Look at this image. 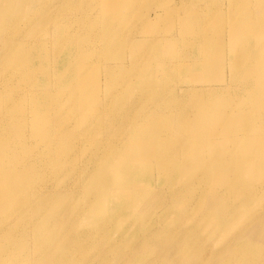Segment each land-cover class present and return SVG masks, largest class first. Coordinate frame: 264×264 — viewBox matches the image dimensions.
<instances>
[{
	"label": "bare ground",
	"instance_id": "1",
	"mask_svg": "<svg viewBox=\"0 0 264 264\" xmlns=\"http://www.w3.org/2000/svg\"><path fill=\"white\" fill-rule=\"evenodd\" d=\"M141 1L59 0L60 7L49 11L45 0H0V264H65L71 251L77 256L86 248L97 251L104 244L116 251L127 250L117 262L114 256L107 257L115 264H128L130 260L134 261L131 264H167L170 249L161 235L168 240L172 230L183 235L186 231L174 225L178 220L186 221L179 218L177 210L207 208L208 217L195 218L187 226L202 223L215 228L224 219L235 222L240 218L237 222L242 223L247 219V210L255 207L242 200L246 197H222H234L252 182L259 186L257 189L264 185V62L251 73L245 70L247 58L264 56V47L258 52L253 46L233 45L228 63H245L236 76L220 80L221 74L216 75L221 83L215 89L205 81L196 84L197 79L207 78L201 70L207 62L208 70L215 68L219 73L226 64L219 50L215 53L208 48L210 38L202 35L187 44L188 50H171L155 79L157 66L149 61L159 54L158 47L167 34H146L126 45L108 40L111 29L127 23L126 14L134 12ZM91 3H96V14H102L105 20L96 22L91 13L93 23L90 22ZM246 3L254 5L255 1H232L231 16L242 19L236 27L238 33L232 36L245 33L241 31L247 30L246 20L249 28L263 20L260 12L243 14ZM42 10L38 20L35 12ZM57 22L60 24L54 25ZM193 28L198 32L200 25ZM129 48L133 49L131 55L127 53ZM102 55L105 58L97 63ZM173 57L178 58L172 61ZM145 59L151 65V77L136 72V63ZM177 64L181 72L174 74L171 69ZM237 80L244 84L243 89ZM179 81L186 82L182 88L177 87ZM102 84V95L91 91ZM229 89L235 91L227 99L229 105L214 110L207 107L200 119L205 123L215 112L214 121H209V132L187 128L188 123H193L188 115L191 107L182 98L196 92L194 100L198 103L215 100ZM245 93L251 94L256 105L249 104L247 98L245 111L235 114L233 104ZM206 113L211 114L208 119ZM231 115L239 127L229 124ZM217 120L224 121V126L218 127ZM245 120L258 121L261 126L255 132L253 147L247 148L253 152L245 155L242 145L238 150L233 147L222 162L233 171L218 165L208 170L196 158L184 162L185 166L175 173H155L149 165L160 166L176 159L179 148L169 150L184 140L203 147L221 130L237 143L241 138L237 131ZM244 155L251 160L244 162ZM247 162L259 169L247 170ZM167 165L177 168L172 163ZM237 168L241 170H234ZM224 175L232 185L222 189L213 186L205 195L188 191L191 182L205 185ZM74 178L77 184H65V180ZM54 185L59 189L55 190ZM63 199L64 209H56L69 218L62 219L63 229L57 230L56 216L48 217L47 210ZM260 199L264 204L262 196ZM156 211L165 226L158 223L157 229L142 230L141 221ZM256 220H250L248 227L247 223L231 226L221 235L214 264L223 260V254L233 244L235 262L247 264L249 251L247 247L240 248L239 238L247 233L263 238L264 227L256 225ZM168 224L173 225L172 229ZM44 245L50 251H35L34 246ZM141 249L139 256L133 255ZM147 252L151 257L144 260ZM88 258L92 259V255ZM75 261L84 263L82 258ZM260 264H264V256Z\"/></svg>",
	"mask_w": 264,
	"mask_h": 264
},
{
	"label": "rangeland",
	"instance_id": "2",
	"mask_svg": "<svg viewBox=\"0 0 264 264\" xmlns=\"http://www.w3.org/2000/svg\"><path fill=\"white\" fill-rule=\"evenodd\" d=\"M121 1L122 0H120V2ZM232 1L233 0H142L137 5V8H135L134 12H129V14H126V19L128 20L127 23H124L118 26L117 28L111 29V32L108 35V40L110 43L119 42L121 44L126 45L131 40L138 39L146 34L147 35L155 34L158 35L159 37L162 36L163 34L164 35L167 34L168 36H166V38L165 37L162 38L164 43H162L161 46L158 47V49H160L161 51L153 60L149 61L154 66H157L153 74L155 79H157L156 71L159 68V66L162 65V63L167 60V57L171 55L170 54L171 50H175V49L180 50L181 48L182 49L184 48L183 50H188L189 46H187V44L189 42L194 43L197 38L201 37L202 35H206L207 37L210 38L209 39L210 45H208L210 51L217 53V51L219 50V56L221 57V61H225L226 64L225 66H223V68H221L222 73H219L218 69L215 68H209L208 70V62H207L202 67V69L200 68L201 70L207 72V74L205 75L202 71L203 77L207 76V78L204 80L201 78L195 80L197 81L196 84L198 83L202 84L201 82L205 81L206 82L205 84L207 86H213L212 88L216 89V87H219V84L221 83L220 80L226 77H231L232 75L236 76L237 73L240 70H242V66L245 63L244 61H242L238 64H232V66H230V64L228 63V58L230 55V49L234 47L233 45H242L243 47L246 48L247 45L248 47L253 46V49L258 52L262 51L264 47V15L262 14V11L264 9V0H254L255 1L254 5H247L246 3V6L243 10V14L247 12L258 14V12H260L263 20L262 22L257 23L255 26H252L250 28L246 20L245 24H247L248 26L247 30H242L241 32H245V33L240 34L238 36L236 35L232 36V35L238 33L239 29H237L236 27L242 23L240 21L242 19L240 17L239 18L236 17L234 14L231 16L230 9L232 7ZM45 2L47 3L46 8L49 7L48 8L49 11L60 7L58 4L59 0H45ZM95 5L96 3H91L92 8L89 14L91 23H93L92 22L93 17L91 16V13L95 14L96 22H100V19L105 20V17H103L102 14H96V10L94 7ZM44 10L35 12V15L37 14L39 15L38 20L41 18ZM52 12L60 13L62 11H52ZM101 12H103V9ZM156 12L158 13L156 14ZM141 19L143 20V22H141ZM91 23H88L87 25L95 27ZM142 23H146V25H143ZM56 24H60V22H57L54 25ZM196 24L200 25V30H198V32L193 28V25ZM203 24H206V26L202 30ZM183 25H185L189 31L183 28L182 27ZM131 48L128 49L127 52L128 54L132 52L133 49ZM125 55H126V49H125ZM104 58L105 57L102 55L98 58L96 62L100 63L103 61ZM177 58L178 57L176 58L173 57L172 61ZM149 62H147L145 59L142 60L140 63H136L137 64L136 72L141 76L151 77V65ZM263 62H264V56L257 55L256 57L253 58H249V59L247 58L245 70L247 71L248 69L251 73L257 69H260ZM230 63H232V61ZM189 65H190V61L187 62V66ZM171 71L174 74H179L181 72L180 65L177 64L173 66ZM198 72L199 69L194 71L195 74H197ZM219 74H221V76L218 78V79L221 78L220 80L216 79L217 78L216 75L219 76ZM246 80H244V82ZM185 83L186 82L184 81H179L177 82V87L182 88ZM237 84L239 85V88H242L241 86L244 85L239 80H237ZM103 90H104L103 84L101 86H97V87L93 86L91 88L92 92L97 93L99 95H102L101 93ZM261 92H262V96H264V92L263 91ZM234 93H235L234 89H229L226 92H224L218 99L200 100L201 102L199 103L198 100H194L196 92L195 93L193 92L192 93L193 95H191L189 98H182L184 104L186 106L191 107V109L188 110V115L192 117L191 120L193 123H188L187 128L193 126L196 127L197 129H200L201 130L200 133L209 132L208 130L210 125L209 121L210 122L214 121L215 112L210 118L209 116L211 114L206 113L207 119L208 118L209 119L207 122L202 123L200 119L204 118L205 109L207 107H210L214 110L215 107L223 108L228 106L229 104L227 99L230 96L232 97ZM250 95H247V93H245V95L242 94L239 95L240 97L242 96L243 99L237 102L236 104H233L234 105L233 110L235 114L242 113L245 111L246 109L245 105H247V98L249 99V104L256 103V101L253 100ZM186 101H188V103H185ZM101 110L103 111L104 108ZM231 116L232 117L229 121V124L231 123L232 127H237V126L239 127L238 122L235 121L234 119V115ZM172 117L173 118L175 117V113L173 114ZM178 118L179 117L175 119L173 125L177 122ZM216 123L218 127L224 126V121L217 120ZM242 123L243 124L240 126L239 130L237 131L239 136H241V138L237 143L235 142L232 143L231 140L228 139L225 130L224 131L221 130L219 131V133L216 134L214 139L205 141L202 144L203 147L194 145L189 140H184L179 146L174 145L171 147V150H169L171 152L173 150L174 151L178 150L179 148L180 155L176 159L166 161L162 163L160 166H158V164H152V163H149V165L155 170V173L157 170H163L169 173L170 172L175 173L177 170H180L185 166L184 162H191V160H194L192 158H196L197 163L206 164L207 165L206 169L208 170H210V168L217 167V165L218 167H221L223 169L231 170L233 168L230 165H228L227 163L222 164V162L228 158V154L231 151V148L234 147L235 150H238L239 146L242 145L245 155H247V152L248 153L253 152L247 150V148L251 149L253 147L252 142H253V138L256 136L255 132L261 126L260 122L258 121L254 123L253 122L247 123V120H245ZM263 142H264V137H263ZM249 144H251L252 146ZM245 155H244L245 157L244 162L250 161L251 159L249 158L247 160V156ZM258 157H263V156H258ZM168 163L174 164L177 168H172L168 166L167 165ZM258 169L259 167H257L256 169L255 166L254 167L251 166V162H247V170L256 171ZM234 170L238 171L241 169L237 168ZM250 175H251L250 178L254 179V175L253 174ZM228 178L229 177L227 175H224L220 178H216L214 180L209 181L205 185L200 184L198 182H191L190 185L188 186V191L189 193H193L194 190H197L196 192L205 195L207 193V190L213 186L216 187L220 186L222 189L223 186L232 185L229 183ZM157 182L158 181L155 178V185H157ZM70 183L77 184L76 179L74 178L70 180H65V184L72 187ZM253 184L254 182L250 183L247 186L248 190L245 189L243 192L239 193L234 197H222V199H232V200L246 197L242 200L247 201V205L248 204L250 205V203L254 204L255 207L251 209L250 212L247 210V219H244L243 222L240 224L237 222L240 219L239 218L236 219L235 222L227 219L221 220L220 221L222 222L221 225L215 228H211L209 226H206V224H202V223L192 224L190 227H188L187 223L193 222V219L208 217L209 210L204 207L183 208V211L177 210L176 214L179 215V218H185L186 221L183 222L182 220H178V225L176 224L174 225L177 229L181 228L186 231L185 234L183 235L181 234V232H174V230H172L169 233L168 240L163 235H161L162 239L165 240L164 242L165 247L168 246V249H170L169 251L170 257L167 259V264H214L215 254L217 252H220L218 250V245L220 242L219 240L221 238L222 241L223 237H221V235L228 228H230L231 226H238V225L240 226L246 223L248 227V225L251 224L249 223V221L252 220L253 218L255 219L258 218V220H256L255 222L256 225L261 224L262 227H264V204H260L261 202L260 196H262L264 200V185L260 189H257L259 186ZM54 186H55L54 187L55 190L59 189L56 185ZM161 186H163L162 182H161ZM65 204L66 201L63 199L58 201L53 208L47 210L48 217H52L53 214L56 216L54 218V221L56 220L54 223V228H56L57 230H60L61 228L63 229L62 222L69 218V215H66L65 213V215L63 216L61 213L59 214V212L56 209V207L59 210L61 209V207L62 209H64ZM174 204L179 205V202H176ZM223 208L224 207H222L221 210H223ZM159 220H160L159 212L156 211L153 215L141 221L142 224L140 225L141 229L145 231L148 229H157L158 223L162 224ZM168 227L172 229L173 225L168 224ZM239 239L242 240L239 245L240 248L247 247V250L249 251V254L247 256V264H260V259L262 256H264V236L263 238H259L256 235L251 236V233H247V235H243ZM95 242H100V240H96ZM235 246L236 245L233 244L229 249H227V251L223 254V260L221 262H217L216 264H237L235 262V251H236ZM34 248L35 251L40 254H43L45 250H47V252L50 251L49 247L45 245L34 246ZM142 251L143 249H141L138 253H134L133 255L139 256ZM126 252H127L126 249H120L116 251L114 249H110L108 245L104 244L103 247L97 251L88 250L86 248L83 252L77 253L78 257L75 256V253L71 251L67 256V262L65 264H78L75 261V259L77 258L84 259V263L82 264H115L114 262L108 260L107 257L114 256L117 262L120 254L122 256L125 255ZM90 255H92V259L88 258ZM150 257L151 255L147 252L144 260H148ZM132 262L134 261L130 260L128 264H131Z\"/></svg>",
	"mask_w": 264,
	"mask_h": 264
}]
</instances>
